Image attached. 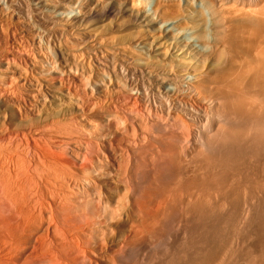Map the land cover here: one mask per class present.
Instances as JSON below:
<instances>
[{
    "label": "rangeland",
    "instance_id": "374dc122",
    "mask_svg": "<svg viewBox=\"0 0 264 264\" xmlns=\"http://www.w3.org/2000/svg\"><path fill=\"white\" fill-rule=\"evenodd\" d=\"M27 1L24 17L0 0V62L15 82L10 96L1 82L9 72H0V101L16 112L9 121L2 110L0 138L20 140L29 175L14 202L0 186V264H191L215 247L230 264H264V158L222 165L189 136L204 121L194 127L139 88L143 81L173 102L182 98L171 84L206 82L215 93L222 80L248 84L253 73L264 84V65L251 72L237 48L264 0H102L124 11L74 27L91 0H53L49 28ZM86 33L84 43L73 41ZM254 53L261 58L264 48ZM120 66L139 68L141 79ZM255 117L264 118L259 93L238 118ZM241 135L249 140L251 131ZM178 164L189 169L173 180ZM216 218L219 239H204Z\"/></svg>",
    "mask_w": 264,
    "mask_h": 264
},
{
    "label": "bare ground",
    "instance_id": "6f19581e",
    "mask_svg": "<svg viewBox=\"0 0 264 264\" xmlns=\"http://www.w3.org/2000/svg\"><path fill=\"white\" fill-rule=\"evenodd\" d=\"M9 4L18 11V13L24 17H28L32 13V7L27 0H7ZM67 3H72V0H63ZM140 0L133 2L132 6H138ZM229 1V0H228ZM36 4L34 9V16L41 25L49 28L54 24V18L50 16L46 10L53 3V0H33ZM118 2V1H117ZM239 0L232 1V3L237 5ZM119 4V3H117ZM38 6V7H37ZM40 6V7H39ZM93 6V7H92ZM140 6L145 8L144 3ZM62 7V6H61ZM124 8L118 5L106 4L102 0H91V7L88 4H84L80 8V15L78 18L74 19V25L76 23H87L90 19L104 18L107 15L113 16L120 12H123ZM220 11V10H219ZM223 15V12H220ZM258 16H255L253 21L250 20V25L246 24L239 31L237 40V48H243L246 54L248 63L250 64V71L256 72L259 65H264V53L261 58L256 57L254 53V48L262 47L264 48V12H256ZM51 25V26H50ZM92 30V29H90ZM91 36L89 34H81L79 36H74L73 41L77 44H82L87 41ZM123 49L125 47H118ZM124 52V51H123ZM240 57V56H236ZM191 61V62H189ZM125 62V61H124ZM179 62L185 63L189 67L194 65V62L189 58H184L179 60ZM126 63V62H125ZM120 69L124 72V76H134L137 78L142 77L141 70L139 68H123ZM8 71V75L1 78V82L7 87H4V92L13 96L15 93L14 85V75L9 66V62H0V72ZM194 72V69H190ZM255 70V71H254ZM185 71V70H184ZM264 75V71L262 72ZM255 73L251 76L248 84H237L239 77L235 79H224L221 84L218 85L217 91L214 93L213 90L210 92L208 84L203 82V84H195L193 81L191 84H171L174 86V93L181 94L180 99L176 101H169L157 91L153 86H147L141 81L139 88L152 99H155L161 106L167 110L174 109L182 113L188 120L198 123L204 121L202 125V131H193V134L189 133L191 139L194 138L197 142L198 147H202L204 153L213 154L214 160L221 163L222 165L229 166L231 163H242L246 160L258 161L260 158H264V118L255 117L253 119H240L239 115L245 113V107L248 105V100H254L256 93L264 95V84H256ZM175 80L174 77L171 78ZM195 98L199 103L203 104V109L198 111L191 106H188L184 102L185 99ZM5 110L7 115V120L11 121L16 117V112L12 107L4 108L2 101H0V121L2 115L4 114L2 110ZM232 110L231 114H226V111ZM42 110L38 109L31 113H26L23 118L29 119L34 113H41ZM226 114V115H225ZM205 123L208 128H205ZM215 123L222 124L221 130L213 132V126ZM231 127L236 129V132L229 133L224 131V127ZM203 127L205 129H203ZM249 129L251 131V137L249 140H245L241 132ZM252 129V130H251ZM2 131V125H0V133ZM209 135L208 137L202 138L201 134ZM24 146H21L20 140L15 137L0 138V186L5 192H7L12 201H16L18 195L24 191V185L29 180V175L27 171V161L25 160L22 153H24ZM188 167L183 164L174 165L171 168L172 179H180L186 177ZM21 171L23 173L22 177L16 178V173ZM15 177V179H14ZM19 189V191H16ZM26 202V201H24ZM236 210H240V207L236 206ZM222 215V213H218ZM27 213L23 214L25 218ZM217 222L210 228H214L209 234H207L204 239L218 240L221 235V225L220 219L216 218ZM8 219L9 226L12 227V222ZM10 228V232H11ZM12 242V240L10 239ZM219 247L210 249L204 258L198 259L191 264H230L228 261H224L219 258ZM167 264H181L179 258H174L168 261Z\"/></svg>",
    "mask_w": 264,
    "mask_h": 264
}]
</instances>
